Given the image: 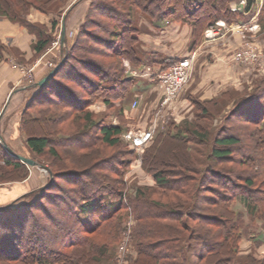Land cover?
Instances as JSON below:
<instances>
[{
  "label": "trees",
  "instance_id": "16d2710c",
  "mask_svg": "<svg viewBox=\"0 0 264 264\" xmlns=\"http://www.w3.org/2000/svg\"><path fill=\"white\" fill-rule=\"evenodd\" d=\"M67 1L0 0V16L23 26L34 36L31 48L35 54H41L49 47L51 34L44 28H37L42 25L28 23L25 16L30 9L59 14ZM79 1L72 3L66 14ZM233 1L144 0L145 3L140 4L139 0H122L121 4L127 5H123L126 10L109 6L110 11L103 9L107 7L104 4L98 11L108 18L110 29H105L102 38L86 28L87 21L90 25L96 23L91 19V6L75 34V42L70 47L60 48L59 61L62 63L58 71L31 96L20 121L26 147L34 157L47 153L53 159H61L60 147L70 157L71 169L61 168L54 172L48 165L52 181L39 189L38 198L13 207L32 195L29 192L0 207V215L5 217L0 220V264H110L112 250L124 231L122 222L127 209L134 213L137 221L134 229L136 256L128 264H199L201 261L263 264L251 256L238 263L235 256L240 236L254 231L256 220L264 226V78L237 96L223 93L224 104L219 101L220 97L193 101L196 109L201 110V117L209 114L214 117L209 129L185 120L159 130L142 156V166L154 184L138 187L132 200L123 201V174L135 153L122 140L130 120L114 102L125 100L137 82L126 74L124 61L141 68L150 59L138 48L141 30L136 23L135 9L145 14L152 24L174 21L187 24L191 29V45L195 48L202 41L205 30L216 21H245L244 12L249 11L251 0H247V6L241 10L231 9ZM56 24L53 20L51 27ZM84 38L100 47L91 52L112 62L103 63L82 56L80 42ZM3 50L6 47L0 39V59ZM177 61L160 59L158 63L167 68ZM98 100L109 108L117 107L116 122L97 120L91 111L85 110ZM36 106L41 107L33 115L31 110ZM59 106L65 107L72 118L74 129L66 130V134L59 133L62 132L59 127H46L43 120L52 122V117L38 115L44 113V109ZM217 120L219 124H215ZM244 125L251 129L237 135L234 129ZM119 144L123 149L114 156H99L98 145L115 148ZM197 145L203 148L198 149ZM172 151L178 153V164L170 162V158L166 163L164 159ZM5 152L0 160L9 168L6 172H22L17 179L25 180L28 176L25 164ZM161 162L166 167H157ZM63 182L70 185L64 199L60 195L64 190ZM54 190L60 193H49ZM166 192L172 201L169 205L148 197L152 193ZM45 198L52 203L59 200L54 203L56 215L62 216V221L67 219V225L71 221L65 233L56 217L45 213L50 227L57 230L51 235L60 236L59 243L58 240L52 242L57 246L54 248L42 241V236L49 232L35 221L29 226L35 238L24 233L27 216L39 209L36 202ZM235 202L241 204L242 211L234 209Z\"/></svg>",
  "mask_w": 264,
  "mask_h": 264
},
{
  "label": "rangeland",
  "instance_id": "374dc122",
  "mask_svg": "<svg viewBox=\"0 0 264 264\" xmlns=\"http://www.w3.org/2000/svg\"><path fill=\"white\" fill-rule=\"evenodd\" d=\"M75 1L76 0H68L67 3L65 4L64 10L61 13H59L60 15L59 14H52V13L51 14L50 13H42V12H39L35 9L29 10L28 14L25 16V19L27 20V22L31 23L33 25L36 24L37 26L42 25L41 27H37V28L38 29L44 28L47 30V33L51 34V43H50L49 47L41 54H35L34 51L32 50V56L29 59H25L22 56V54L18 52V50L9 46V44L11 43V40H12V34L10 33V32H12V30L7 31V28H1L0 27V39H1V42H3V44L6 47V50L2 51V57L0 59V70L2 69L3 65H7V66H5V68L7 69L8 75H11V73H12V75H16V79L9 84L8 88L5 89L4 96L1 97V99H0V112L4 107L11 90L24 89L22 91H17L15 94H13L14 98H13L11 104L8 106V108L6 107L4 114L1 116V118H0V135H1L5 145L8 148H10L12 151H14V152L17 151L20 153V155L25 156V157L30 158V159H33L37 163L42 164V165L46 166L47 168H48V165L51 166L54 172L61 171V168L71 169L70 157L66 156V153H65L66 150H63L60 147L58 148V151L63 156V157H61V159H53L47 153H45L39 157H36V156L34 157L31 154V152L28 150V148L26 147L25 134L22 131V129L20 128L22 110L25 108V105L30 100L31 96L34 95L38 90V88L34 87V84H35V81H37L40 78V75L38 74V69H40V68H38V67L36 68V66H35L36 62L35 61L40 60L39 61V62H41L40 64L41 65L43 64V66H44L43 68H45V69H43V72H41V73L44 75L57 65L56 62L59 61V57L61 54L59 48L61 46L60 29H61V20H62L63 16H64V22H65V29H66V32L68 33V34L66 33L67 34L66 37L64 35V40L67 39L68 43H66V46L70 47L71 44L73 42H75L74 41L75 40V34H76L78 28L84 23L85 17H87L88 11L91 8V6H92L91 19H93L96 23L90 25L89 21H87L86 22V25H87L86 28L90 32H92V34L94 36H97L99 38L105 37V34H106L105 29H110V25H109L110 21L108 20V18L105 16V14L102 11H100V12L98 11V8L104 6V4H107V7L105 5V7L103 8V9H106L105 11H110L109 6H116L117 8H120L123 10L127 9L126 4L125 5L121 4L122 0H120V1L119 0H80L76 4V6L73 7L69 11L68 14H66L67 9ZM242 1H239V3H238L239 7L235 6V8L237 10L242 9V7L240 6V3H242ZM139 2H140V4L145 3L144 0H139ZM245 3H247L246 0H244V4H241V5L245 6ZM123 5L126 7H124ZM234 5H236V4H234ZM234 5H232V6H234ZM78 10H82V11L84 10V14H83L81 20L78 23H76V30H73L69 27H70V23H72L71 21L74 22L75 19L78 18V14H80V11H78ZM232 10H235V9H232ZM75 11L78 14L74 15ZM137 11H139V10L135 9V15H136ZM75 16H76V18H75ZM139 17H145L146 18L147 16L145 14H143L142 12H140ZM53 20L57 22V24L54 28L51 27V23ZM3 22H6V23L8 22L11 26H14V27H20L28 35L32 36L23 26H21L19 24L12 23L9 20H7L6 18L0 16V26L3 24ZM67 23H68V27H67ZM229 26H231V24H229ZM142 27H143V29L146 28V27L144 28L143 25H142ZM241 29L242 30L238 29L239 31H237L236 28L227 27L226 29L223 30V33H225V35L227 32H228L227 33L228 35H231L233 33L234 35L236 34L237 36H239V38L241 39L240 46L236 47L231 52H229V55L227 56L229 61H231L235 65H239V66H242V65L238 64L233 59V57H235L236 54L242 52L245 49V47L248 46L249 49L251 48L255 52H258V51L263 52L264 51V44L261 45L260 43H258L256 41L255 35H253L255 32L253 34L252 33L249 34V33H245V30H243V27H241ZM221 34H222V32L217 37L221 36ZM262 34L264 35V32H262ZM32 37H34V36H32ZM204 38H205V36H204ZM33 39L35 40V38H33ZM33 39H31V42H30V48H31V43H32ZM205 40H207V39H205ZM263 42H264V40H263ZM80 48H83V51L79 52V53H81L82 56L85 55L86 57L93 58V59L100 61V62H103V63H106V62L111 63L112 62V60H109L107 58H102L101 56L95 55L94 52H91V49L93 50L96 48H100L96 44V42H94V41L92 42V41L84 38L80 42ZM197 56H198V52L195 53V58H194V62L192 65L191 74L189 75V77H188L187 81L185 82V84L183 85L182 89L178 92L176 98L168 105H164L163 107H161V105H158L159 107H157L154 110L152 109L153 112L150 114L151 121L149 123H147L148 125L144 129L148 130L149 128H151V125L154 122V120H155L156 128H155L153 134L151 135L150 140L143 146V148L139 151L136 150L135 148L132 147L130 140L128 138H126V133L137 131L138 128L132 127L131 129H134V130L126 131L122 135L123 142L127 143L129 148L132 149L135 153L134 158L132 159V161L130 162V165H128V168L126 169L125 173L123 174V181L125 182L124 193H123L124 200L123 201L125 203H128V200H132L134 198V196L136 195V191H137L138 187L145 186V185H153V184H150V181L152 179L150 180L148 178V176H150L149 173H147L142 166V156H143L144 148L151 144L152 139L154 138V136L156 135V133L159 130H163L169 124H176V123H179V122H182L185 120H188L191 122L193 121L196 124H199L201 127L206 128V129L207 128L209 129L211 124H212L214 117L210 114L201 117V110L200 109L197 110L196 105L193 102L196 100L200 101V102H204L207 99H199L197 96H193L192 100L188 99L190 104L187 103L188 101L186 102L187 104L180 102V100H181L180 98L185 97L184 95L188 89V86L190 85L191 78H192V75L194 72V68L196 66L195 62H196ZM33 62H35V63H33ZM247 68L251 69L252 73L255 72L256 77H255L253 82L246 84V85H243V86L237 85V88H235V87L226 88V90L224 92H221L220 94L216 95L214 98L220 97L219 101H222L221 103L224 104L226 101L223 103L224 98H221L223 93L228 92L230 94V96H237L240 93L244 92L245 90H247V91L250 90L251 87H253V85L255 84V82H258L261 78H264V69L263 68L261 69L257 66H254V65L247 66ZM161 69H164V68H161ZM198 93H200V91ZM161 95H162V92H161ZM153 97L156 98V101L158 100L157 97H159V93L156 90L152 91V94H150L149 97H147V98L142 97L138 101V103L135 107L136 109H134L131 107L132 101L134 99H136L133 96V98H131L129 100L128 105H127V108L129 110V113H130V114H128V116H130V115L134 116L135 120H137V121L143 120L144 117L149 116L146 112L152 106V104L150 102H154V101H152ZM21 102H22V104L18 105V108L14 109L16 104H20ZM100 102L101 101L98 100L97 102L90 104L85 110L91 111L94 114L95 119H97V120L101 119V120H105V121L116 122L115 117L117 116L116 115V108L117 107L112 109V108H109L103 104H98ZM160 102H161V100L159 101V104H160ZM37 105H40V104H37ZM40 107L41 106H36L33 110H31V111H33L32 114L36 115L37 114L36 112L38 109H40ZM211 109L215 110V106L211 105ZM41 114H42V116H41L42 118L44 115H49L50 118L52 117L51 119L54 120L52 122H50V121L47 122L46 120H43L44 123L46 124V127L49 129H52L53 127H57V128L59 127L62 130V132L60 131L59 133H62V134H66L67 132H65V131L68 129L69 130L74 129L72 126V122H71L72 121L71 115H69V114H67V112H65V107H63V106L51 107L48 109H44V113L39 112L38 115H41ZM106 117H107V119H105ZM155 117H156V119H155ZM214 122H215V124H219L218 120L214 121ZM16 123L18 124L19 127L17 125H15ZM31 127L32 126H29V128H31ZM33 127H35L37 132H40L37 125H34ZM240 127H242V128H240ZM240 127L237 129H234V132L237 135H240V134L242 135V132L247 131V130L249 131V129H251V127H248L245 125L240 126ZM144 129L139 128V130H144ZM55 133H58V132H54L53 134H55ZM165 147H166V144H165ZM197 148L201 149V148H203V146L197 145ZM3 149H5V148L1 145L0 146V156H3V153L6 151V149L5 150H3ZM97 149H98L97 151L100 154L99 155L100 157L109 158L111 156H114L118 151H121V149H123V147L120 144L115 148H110L107 146L98 145ZM77 153H81V152L77 151ZM196 154L200 155L198 152ZM162 155H163V153H162ZM163 158H164V156H163ZM169 158H170V162L175 161V162H177V164L179 163L178 153H176V152L174 153L172 151V153L166 155L164 158L166 160V163H169ZM157 164H158L157 167H166L164 162H161L160 164L157 163ZM25 166H26V169L28 172L27 177H30V181L27 182L28 185L26 188H28L29 190L32 189V191H31L32 195L27 197V199L16 203L15 205H13V207H16L19 204L22 205L24 203H30L31 201L35 200L36 198H38L40 196L39 189L44 187L46 184L48 185L50 183L49 182V175H48L46 170H43L39 167L27 166L26 164H25ZM3 170L5 171V174L2 173ZM7 170H9V168L5 167L4 164L0 160V187H2V186H6V187H9V186H11V187L20 186L21 187V186H23V185H20V182H23L24 180L19 181V179H17L18 177L21 176L22 172H20V173L19 172H13L12 173V172H6ZM112 177H116V176L112 175ZM61 187L64 189L63 192L60 193L59 190H54L53 192H49V193H58V194L60 193L61 197H63L62 199H64V197L67 196L66 192L69 191L70 185L63 182V184H61ZM148 197L151 200H156V201H158L160 203H164L166 205H169L170 202H172L170 200L169 196L167 195V192L164 194L160 193L159 195L152 193V194H149ZM36 203H37L36 206L39 209H34L31 212V214H29L27 216L25 223H24L25 224V232L24 233H25V235L29 236V238H31V237L35 238L34 233L32 234L33 231L31 232L29 230V226L33 225L36 222L41 227L46 228L47 232H49V233H46L44 236H42L43 237L42 241L45 243V245L49 248L57 247L52 242H55L56 240H58L56 242L59 243L60 242L59 241L60 236L53 237L54 233H57V230H55L56 228L50 227L51 223L46 220L45 213H50V216H52V217L55 216L56 217L55 219H57V221L61 223V227L65 228V233L68 231V225L69 226L71 225L70 224L71 221H69V224L67 225V223H68V222H66L67 219L62 221V216L59 217L58 214L56 215V212H55L56 211L55 210L56 205L54 203H59V200H56V202L53 201V203H52V202H49L45 198L41 202H36ZM7 205H9V204H7ZM42 209L44 211H42ZM4 219H5V217L0 215V220L3 221ZM64 223H66V224H64ZM66 225H67V227H66ZM136 225H137V221H136V218L134 216V213L130 209H127L126 214H125L124 219H123V222H122V227H123L124 231L122 233L121 239L118 241V243L115 244V246L112 250V259L110 261L111 262L110 264H117V263H119L118 262L119 260H122V261H120L122 264H124V262H126V264H128L130 259H132L136 256V243H135V238H134V229H135ZM199 231L202 232V229L200 228ZM51 234H53V235H51ZM125 239L127 240V242L125 241V243H124ZM122 243H124V245ZM34 245L35 246L38 245L37 241L34 242ZM121 245H123V246H121ZM121 247H123V249H121ZM117 257H118V261H117ZM199 264H207V263L204 261L203 262L201 261V262H199Z\"/></svg>",
  "mask_w": 264,
  "mask_h": 264
},
{
  "label": "crops",
  "instance_id": "0c3cea01",
  "mask_svg": "<svg viewBox=\"0 0 264 264\" xmlns=\"http://www.w3.org/2000/svg\"><path fill=\"white\" fill-rule=\"evenodd\" d=\"M239 1L242 0H234L231 3V6L234 4L236 5L232 6V8L238 6ZM240 6L242 7V9L244 8L243 5L240 4ZM245 6H247V3H245ZM76 11L74 12V15L78 14L76 13ZM78 11H80V14H78V18H76L75 16V21H71L72 23H70L69 28L73 30H76V23L81 20L84 14V10ZM137 12L135 15L136 23L141 30L140 34L138 35V48L143 54L146 55V57L148 56L150 59L149 62L144 64V66H142L141 68H136L128 61H124L126 74L137 79L135 87L132 89V91H130L126 99L114 102L115 105L122 107L123 114L130 120L127 131L134 130L131 129L132 127L138 128V130L139 128H146V126L148 125L147 123L151 121L150 114L154 109L159 107V101L161 100V87L159 86L157 80L150 77H135L131 75L129 71L131 68L141 70L144 68H152L153 70H158L162 68V66L158 63V60L160 59L179 60L180 58L186 56L188 53L198 52V56L196 57L195 62L196 66L194 68L190 85L188 86V89L184 95L185 97L180 98V102H183L184 104L187 101V103L190 104L188 99L192 100L193 96H197L199 99L209 100L214 98L221 92H224L226 88H237V85L243 86L254 81L256 77L255 72L252 73L251 69L245 66L235 65L227 58L229 52H231L236 47H239L241 44V39L236 34L234 35L232 33L231 35H228L227 32L225 35V33H222L221 36L216 37L212 40H205L203 36V39L199 43V45L195 48H192L191 29L187 24L175 21L165 23L164 25H159L158 23L152 24L148 17H146L147 19L145 17H139L140 11ZM244 13L246 15V19L244 22H224L228 25L238 24L243 27L245 33L249 34H253L254 32L247 31V28H250L251 26L256 27L257 30H255V33L253 35H255L256 41L263 45L264 35L262 34V32H264V0H251L249 3V11H246ZM142 25L144 26V28H146L143 29ZM0 27L7 28V31L12 30V32H10L12 34V40L9 46L18 50V52L21 53L25 59H29L32 56L30 42L33 37L28 35L22 28L11 26L8 22H3ZM240 30L242 29L240 28ZM66 33L67 32L65 29V37L68 34ZM66 43H68L67 39L64 40V45H66ZM63 46H60V48ZM39 61L40 60L35 61L36 63L33 62L35 63L36 68H40L38 69L40 78L37 81L44 77V74H42L41 72H43V69H45L43 68V64L41 65V62ZM5 66L7 65H3L2 69L0 70V99L4 96L5 89L9 87V84L16 79V75H12V73L11 75H8ZM37 81H35V83ZM22 90L24 89H18L17 91ZM154 90L159 93V97H157V101L156 98L153 97L152 101L154 102H150L152 106L146 112L149 116L144 117V119L140 121L135 120V117L132 115L128 116V114H130L127 108L129 100L134 96V98H136L135 100H137L138 103V101L142 97H149ZM199 91L200 93H198ZM16 92H14L13 94H15ZM13 94L11 95L6 105L7 108L14 98ZM21 104L22 102L20 104H16L14 109L18 108V105ZM98 104L103 103L100 102ZM15 125L18 126L17 123ZM15 152L19 153L17 151ZM148 178L150 180L152 179L151 176H148ZM29 181L30 177H27L23 182H20V185H23L21 187H0V207L6 206L17 198L23 196L24 194L31 192L32 189L29 190L28 188H26L28 185L27 182ZM150 184H154L153 180L150 181ZM234 209L242 211L243 207L239 202H235ZM254 228V231L240 236V239L238 241V251L235 256V259L238 263H243L249 256H251L257 260H261L264 264V240L262 236V230L264 226H262V222L260 220H256L254 222Z\"/></svg>",
  "mask_w": 264,
  "mask_h": 264
},
{
  "label": "built area",
  "instance_id": "2783aa9c",
  "mask_svg": "<svg viewBox=\"0 0 264 264\" xmlns=\"http://www.w3.org/2000/svg\"><path fill=\"white\" fill-rule=\"evenodd\" d=\"M244 4V0L242 3ZM232 9H236L233 7ZM227 27L236 28L237 31L240 29V25L232 24L231 26L227 25L224 21H217L213 25L209 26L204 32V39L211 40L220 33H223V30ZM249 32H255L256 27L251 26L247 29ZM195 58V52L189 53L183 58L179 59L175 64L164 68L153 70L152 68H144V69H133L131 68L129 71L131 75L135 77H150L155 78L161 87V102L160 105L163 107L164 105L170 104L177 96L178 92L182 89L183 85L187 81L189 75L191 74L192 65ZM233 59L242 66H257L259 68L264 69V51L263 52H255L253 49H249L248 46L245 49L236 54ZM137 105V100H133L131 103V107L135 108ZM157 117V116H156ZM155 117V119H156ZM156 128L155 120L151 125V128L148 130H137L133 132L126 133V138H128L131 142V145L136 150H141L143 146L150 140L151 135L153 134ZM129 228V227H128ZM127 228V229H128ZM262 236L264 240V228L262 230ZM127 242V240H124ZM124 243H122L124 245ZM121 245V246H123ZM123 249V247H121ZM120 258V257H119ZM121 259V258H120ZM118 261V257H117ZM122 260H119L117 264H120ZM122 264V263H121ZM126 264V262H124Z\"/></svg>",
  "mask_w": 264,
  "mask_h": 264
},
{
  "label": "water",
  "instance_id": "95a60500",
  "mask_svg": "<svg viewBox=\"0 0 264 264\" xmlns=\"http://www.w3.org/2000/svg\"><path fill=\"white\" fill-rule=\"evenodd\" d=\"M71 5H72V4H71ZM69 8H70V7H69ZM69 8H68V9H69ZM64 35H65V22H64V16H63V18H62V20H61V29H60V43H61V46L64 45ZM61 63H62V60L59 61V62L57 63V65H56L54 68H52V69L49 71V73H48L45 77H43V78L40 79L38 82H36V83L34 84V87H35V88L43 87V86L46 84V82H47V81H48V80H49L54 74H56V72L58 71V69H59ZM17 90H18V89H14V90H12L11 93L9 94V96H8V98H7V101H6V103H5L4 107H3V109H2L1 112H0V118H1V116L3 115V113H4V110H5V108H6V105H7L8 101H9L11 95H12L14 92H16ZM0 144L6 149V151H7L11 156H13V157L19 159L22 163L26 164L27 166H31V167H39V168H41V169H43V170H46L47 173H48V175H49V182L52 181V174H51V171H50L46 166L37 163V162L34 161L33 159L27 158V157H25V156H22V155H20V154H18V153H15L14 151H12L10 148H8V147L5 145V143H4V141H3L2 137H1V135H0Z\"/></svg>",
  "mask_w": 264,
  "mask_h": 264
}]
</instances>
